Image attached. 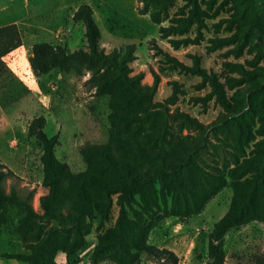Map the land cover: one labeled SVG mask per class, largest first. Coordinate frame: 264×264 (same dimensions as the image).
<instances>
[{
    "label": "trees",
    "instance_id": "1",
    "mask_svg": "<svg viewBox=\"0 0 264 264\" xmlns=\"http://www.w3.org/2000/svg\"><path fill=\"white\" fill-rule=\"evenodd\" d=\"M174 1L144 0L143 14H147L150 3L168 7ZM182 1L187 15L170 26L158 28L159 38L174 50L194 44L197 39L170 37L184 35L193 26L199 31L217 3V0ZM230 3L242 13V26L252 27L264 37V0H221L219 7ZM158 15L159 12L150 15L155 25H160ZM72 21L82 25L85 46L68 52L61 45L35 43L29 58L30 69L36 77L53 71L77 76L89 74L86 83L94 95L108 99V137L103 144L80 148L84 170L73 173L55 156L59 140L57 135L49 137L45 133L46 119L38 116L31 120L27 135L41 144L42 186L46 193L38 199L37 212L32 207L33 192L25 198L14 188L7 192L5 183L13 173L0 161V231L10 220V210L18 211L20 218L14 232L27 251L4 254L2 258L19 264H56V254L61 252L68 264H78L86 237L96 225L99 234L90 264H141L143 254L155 264H178L174 252L149 243L152 231L166 219L186 222L200 215L207 203L229 185L232 192L229 207L208 233L204 261V264H225L226 235L250 223L264 222V145L241 162L237 160L228 172L206 163L201 157L204 149L201 139L191 132L202 136L223 127L225 115L204 126L185 113H170L163 103L154 102L159 77L154 74L152 84L147 85L142 83V72L133 74L130 63L136 59L134 44L105 52L101 47V30L88 4L76 9ZM20 46L16 25L0 27L2 106L28 92L4 62V57ZM159 52L173 69L198 76L208 84L210 94L224 111L241 108L230 103L218 75L203 68L199 57L192 56V65L186 66L168 53ZM251 77V92L256 99L245 103L256 110L264 127V66L251 73ZM174 123L178 125L176 131ZM236 125L239 135L249 133L243 121ZM184 130L188 133L183 134ZM115 207L114 223L105 228Z\"/></svg>",
    "mask_w": 264,
    "mask_h": 264
},
{
    "label": "rangeland",
    "instance_id": "2",
    "mask_svg": "<svg viewBox=\"0 0 264 264\" xmlns=\"http://www.w3.org/2000/svg\"><path fill=\"white\" fill-rule=\"evenodd\" d=\"M220 3L221 0H217L199 31L193 26L184 35L170 37L197 39L194 44L174 50L166 40L159 38L158 28L170 26L187 15L188 9L182 0H175L168 7L150 3L147 14H143L144 0H0V27L14 24L21 36V46L4 57V62L28 90L16 101L5 106L0 104V161L13 173L5 183L6 191L14 188L22 198L33 192L32 207L39 212L38 199L46 189L42 186L41 144L27 135L32 119L38 116L46 119L45 133L49 137L57 135L59 140L55 156L73 173L84 170L79 154L82 146L103 144L107 140L108 99L94 95V90L86 83L89 74L77 76L53 71L36 77L29 65L35 43L61 45L68 52L85 46L82 25L72 21L73 13L82 4L90 5L94 11L105 52L134 44L136 59L130 63L133 74L142 72V83L147 85L152 84L154 74L159 77L154 102L163 103L170 113H185L204 126L225 115V126L202 136L191 132L201 139L204 148L201 157L206 163L228 172L237 160L241 162L261 148L264 127L256 110L247 107L245 102L256 99L251 92V73L264 66V37L252 27L242 26L243 15L235 5L219 7ZM154 12H159L160 25L150 20ZM159 50L186 66L192 65V56L199 57L203 68L218 75L230 103L241 108L224 111L210 94L208 84L198 76L173 69ZM241 121L247 126L248 134H238L236 122ZM173 126L176 131L177 123ZM231 195L227 185L207 203L200 215L186 222L176 218L164 220L152 231L149 243L174 252L178 264H204L208 233L226 213ZM116 215L115 207L105 228L114 223ZM9 218L0 231V264H9L10 260L2 258L4 254L27 252L14 232L20 213L10 210ZM95 227L86 237L78 264H90L99 234ZM224 249L225 264H264V222H253L230 231L225 237ZM55 261L68 264L66 259L55 258ZM141 264L155 263L143 254Z\"/></svg>",
    "mask_w": 264,
    "mask_h": 264
},
{
    "label": "crops",
    "instance_id": "3",
    "mask_svg": "<svg viewBox=\"0 0 264 264\" xmlns=\"http://www.w3.org/2000/svg\"><path fill=\"white\" fill-rule=\"evenodd\" d=\"M56 259H58L59 261H62V260H65V256H64L63 253L58 252V253L56 254ZM9 264H18V263H17V261H15V260H10V261H9Z\"/></svg>",
    "mask_w": 264,
    "mask_h": 264
}]
</instances>
